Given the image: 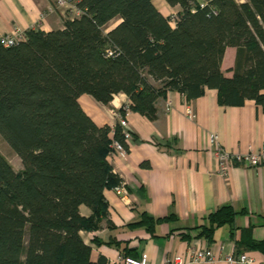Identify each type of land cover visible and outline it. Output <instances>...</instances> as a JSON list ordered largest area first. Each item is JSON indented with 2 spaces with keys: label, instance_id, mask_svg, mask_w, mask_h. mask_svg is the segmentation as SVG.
I'll return each mask as SVG.
<instances>
[{
  "label": "trees",
  "instance_id": "trees-1",
  "mask_svg": "<svg viewBox=\"0 0 264 264\" xmlns=\"http://www.w3.org/2000/svg\"><path fill=\"white\" fill-rule=\"evenodd\" d=\"M165 1L180 6L174 25L152 0H78L82 12L62 28H30L8 46L0 40V135L23 166L15 171L0 153V264H107L102 255L91 259L80 231L99 227L104 189L121 180L107 161L112 141L125 151L129 144L118 121L99 126L86 114L80 94L107 105L125 93L130 110L153 118L168 90L189 101L212 88L221 106L253 100L264 111V0ZM114 18L120 21L104 32ZM227 47L235 48L231 76L221 70ZM235 215L221 205L193 227L196 237L214 241ZM170 217L142 212L131 225L154 234ZM249 247L264 251V241Z\"/></svg>",
  "mask_w": 264,
  "mask_h": 264
},
{
  "label": "crops",
  "instance_id": "crops-1",
  "mask_svg": "<svg viewBox=\"0 0 264 264\" xmlns=\"http://www.w3.org/2000/svg\"><path fill=\"white\" fill-rule=\"evenodd\" d=\"M152 3L165 16L180 10L179 5L170 6L165 0ZM66 17L55 0H0V36L16 29H60ZM234 59L235 48L227 47L221 62L226 76L232 75L229 69ZM127 101L125 93L114 94L107 105L87 93L78 97L97 125L111 127L117 122L116 112ZM155 109L153 118L130 110L126 118L137 139L128 142L124 153L107 156L112 171L125 181L128 194L121 197L113 186L105 188L106 216L98 228L80 231L91 246V259L102 255L107 264H121V248L126 246L130 251L126 256L144 254L149 264H173L175 255L187 258L191 247L207 246L217 255L215 260L186 264H228L225 255L231 253H246L250 264H264V251L249 247L250 241H264V167L234 164L223 176L208 142L209 134L214 133L228 152L260 150L264 147V111L253 100L242 106H221L212 88L189 101L178 91L168 90L157 98ZM187 109L193 117L187 116ZM225 204L236 211L233 225L216 229L211 242L196 237L198 230L193 227L204 224L208 213ZM142 212L154 218L171 217L155 225L152 234L143 225H131L140 220ZM79 213L89 217L92 211L81 204ZM95 238L121 244L97 245Z\"/></svg>",
  "mask_w": 264,
  "mask_h": 264
},
{
  "label": "built area",
  "instance_id": "built-area-1",
  "mask_svg": "<svg viewBox=\"0 0 264 264\" xmlns=\"http://www.w3.org/2000/svg\"><path fill=\"white\" fill-rule=\"evenodd\" d=\"M56 6L62 9V13L65 16H78L82 12L75 5V1L73 0H55ZM203 4V3H202ZM169 22L171 25L175 24L177 20V14L170 13L168 15ZM25 33L24 30H14L10 34H4L0 36V40L3 45L8 46L15 43L18 40L24 39ZM107 55H113V50H107ZM129 101L125 102L122 106L123 113L120 111L116 112L117 121L119 126L122 129L124 134V138L126 142H130L133 140L132 132L129 128L128 121H127V114L130 111L129 108ZM170 108V104L168 103L167 109ZM188 117H193V113L190 109L186 110ZM209 145L216 155L217 163H218V171L220 174L225 176L227 174L228 169L234 164H241L244 163L248 167L258 168L264 167V147L258 151L247 150L245 152H237L232 153L224 150L221 146L217 143V135L214 133H210L208 136ZM114 152H121L124 153L125 149L123 145L116 140L112 141L111 149L108 152L107 156H111ZM113 190L116 194L121 195V197H125L128 194V189L125 184V181L122 179L113 186ZM217 258V255L211 251L210 248L204 246L201 249L196 248L193 246L190 248V252L187 258H184L180 255H175L173 257V264H186L188 262H201V261H213ZM225 261L228 264H250L251 258L246 253H238V254H227L225 255ZM119 262L121 264H149L146 256L141 254L138 257H131V256H119Z\"/></svg>",
  "mask_w": 264,
  "mask_h": 264
},
{
  "label": "rangeland",
  "instance_id": "rangeland-1",
  "mask_svg": "<svg viewBox=\"0 0 264 264\" xmlns=\"http://www.w3.org/2000/svg\"><path fill=\"white\" fill-rule=\"evenodd\" d=\"M163 3V0H160ZM201 2H203V0H200ZM174 11L166 13V16H168L170 13L175 14V9H173ZM60 11H62V9L60 8ZM68 17V16H67ZM74 17L73 15L69 16V18ZM118 23V19L114 18L113 20L109 21L103 28L104 30L106 29H110L112 27H114L116 24ZM0 153L2 154V156L8 161V163L12 166V168L14 170H18L21 169L22 163L20 158L18 157V155L14 152V150L7 144V142L3 139V137L0 135Z\"/></svg>",
  "mask_w": 264,
  "mask_h": 264
}]
</instances>
